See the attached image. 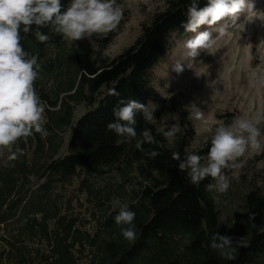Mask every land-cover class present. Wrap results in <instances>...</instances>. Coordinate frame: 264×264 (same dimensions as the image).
<instances>
[{"label": "trees", "instance_id": "16d2710c", "mask_svg": "<svg viewBox=\"0 0 264 264\" xmlns=\"http://www.w3.org/2000/svg\"><path fill=\"white\" fill-rule=\"evenodd\" d=\"M251 1L264 6V0ZM190 2L168 0L167 10L143 27L135 45L109 63L97 66L79 54L74 56V77L63 91L64 100H60L61 94L51 98L41 85V77L44 70L51 72L42 67L48 49L62 46L65 38L51 25L39 29L33 26L28 34L21 30L24 50L38 54L41 68L34 88L49 106L45 127L50 134L41 138L37 133L18 140L14 147L23 149L24 155L15 161L5 163L6 150L0 157V231L14 235L13 241L0 234L5 244L0 264H27L22 249L17 247L25 236L43 238L50 245L51 252L43 264H78L73 250L83 246L79 232L75 235L72 227L63 226L64 218L58 223L61 229H49L58 212L60 197L55 194L71 186L80 175L99 177L113 169L136 175L144 183L138 200L130 206L136 213L139 237L134 242L124 239L120 227L108 219L100 241L99 234L91 241L92 248L99 252L97 261L91 264H257L264 257V194L260 191L246 196L243 220L229 235L242 238L245 245L238 248L235 258L223 259L210 247L212 235L223 234L219 211L206 188L214 181L209 177L198 186L191 184L186 172L178 169L179 161L172 159L173 152H178L181 159L190 152L193 132L170 147L163 134L137 114L138 136L147 129L155 139L154 143H144V151H140L135 140L129 142L106 127L115 119L113 109L120 100L135 99L145 105L152 100V71L168 56L173 37L193 35L182 27ZM207 2L199 0L198 7L203 8ZM61 3L63 11L70 0ZM37 30L49 39L41 43L35 36ZM113 89L120 95H110ZM81 104L88 110L76 119L75 108ZM70 131L66 154H62L63 137ZM210 146L193 153L206 156ZM152 150L159 153L154 159L147 154ZM231 170L222 171L226 174ZM15 252L21 255L18 260L12 257Z\"/></svg>", "mask_w": 264, "mask_h": 264}, {"label": "rangeland", "instance_id": "374dc122", "mask_svg": "<svg viewBox=\"0 0 264 264\" xmlns=\"http://www.w3.org/2000/svg\"><path fill=\"white\" fill-rule=\"evenodd\" d=\"M167 1L117 0V5L122 7L123 17L116 29L100 35L93 34L90 39H64L62 46H51L42 63L44 69L51 71L42 72L41 85L45 92L51 98L61 94L60 100H64L63 91L69 79L74 77V56L79 54L100 66L124 55L141 37L143 27L150 25L155 15L167 10ZM248 2L254 5V10L251 13L241 12L234 24L231 18H225L216 25H204L197 30L209 31L215 43L210 48L202 49L195 60L184 55L186 50L183 47L184 42L195 33L189 38L173 37L168 56L152 71L153 98L150 102L158 107L154 119L149 123L161 134L173 125L179 127L180 131L171 143L163 134L170 147L193 132L188 150L199 152L211 143L217 126L230 125L240 116L252 118L258 112L264 113V83L259 79L264 74V6L251 0ZM225 24L227 31L219 36L217 29ZM177 60L184 63V71L180 74L172 71V65ZM193 101L203 112V120L191 117L190 108L186 106ZM48 109L49 106L45 110V117ZM87 110L86 104L78 105L75 108L76 119ZM258 127L261 129V149L246 152L238 161L242 167L225 174L230 181L226 192L208 190L219 211L223 234L231 235L241 224L246 196L250 192L260 191L264 194V122ZM71 135L72 131L63 137L65 144L62 154H66ZM143 186L144 183L136 175H127L117 169L99 177L80 175L71 186L55 194L60 197L58 212L56 218L50 221L49 229L51 232L58 227L61 229L58 223L64 218L63 226L72 227L75 235L79 232L83 238V246L73 250L78 264H91L99 256V252L92 248L91 241L96 240L98 234L101 235L100 241L104 224L108 219L114 220L122 204L130 208L136 203ZM0 232L14 241V235ZM17 233L15 231L14 234ZM21 239L23 244L17 247L22 249L27 264H43L44 258L51 252L48 242L39 237L25 236ZM4 250L5 244L0 239V256ZM12 257L18 260L21 255L15 252ZM257 264H264V257Z\"/></svg>", "mask_w": 264, "mask_h": 264}, {"label": "clouds", "instance_id": "9594fccd", "mask_svg": "<svg viewBox=\"0 0 264 264\" xmlns=\"http://www.w3.org/2000/svg\"><path fill=\"white\" fill-rule=\"evenodd\" d=\"M198 3L199 0H191L186 11L187 22L182 24L186 32L195 33L183 45L186 50L184 55L191 60L199 57L202 49L210 48L215 43L209 31H197L201 26L216 25L225 18H231L234 24L241 12L251 13L254 10V5L248 0H208L203 8L198 7ZM62 8L61 0H0V157L4 156L6 150V164L24 155L23 149L14 147L18 140L37 133L41 138L50 134L45 127L47 102L40 98L34 88L41 68L38 54L30 55L24 50L21 30L28 34L33 26L39 29L51 25L65 39L78 41L90 39L93 34L113 31L123 17L122 7L117 5V0H70L69 6L63 11ZM227 27L225 24L217 29L219 36L225 34ZM35 36L41 43L49 39L39 30ZM172 71L182 73L184 63L177 60L172 65ZM259 79L264 83V74ZM109 94L120 95L114 89ZM157 107L151 102L145 105L135 99L120 100L113 109L115 119L106 127L129 142L135 140V147L144 151L143 144L154 143L155 139L147 129L138 136L136 116L142 114L150 122ZM186 107L190 108L193 119H204L197 102L193 101ZM262 122L264 113L258 112L252 118L237 117L230 125L215 128L206 156L186 152L181 159L178 152H173L172 159L179 161L178 169L186 172L191 184L198 186L201 181L211 177L214 183L206 185L207 190L224 193L229 189L230 181L222 170L242 167L238 161L246 152L261 149V129L258 125ZM179 131V127L173 125L163 134L171 143ZM147 154L153 159L159 155L155 150ZM135 216L136 213L127 204H122L114 217L122 236L130 242L139 237ZM241 246H245L242 238L218 232L211 237L210 247L223 259H234Z\"/></svg>", "mask_w": 264, "mask_h": 264}]
</instances>
